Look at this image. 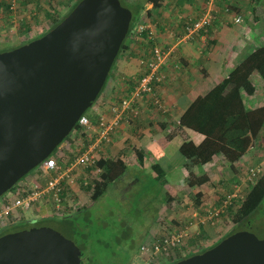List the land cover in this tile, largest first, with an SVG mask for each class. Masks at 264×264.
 <instances>
[{"label":"water","instance_id":"1","mask_svg":"<svg viewBox=\"0 0 264 264\" xmlns=\"http://www.w3.org/2000/svg\"><path fill=\"white\" fill-rule=\"evenodd\" d=\"M132 21L120 0H81L44 36L0 52V197L50 157L93 107ZM81 256L52 226L0 236V264H81ZM175 264H264V239L239 231Z\"/></svg>","mask_w":264,"mask_h":264},{"label":"crops","instance_id":"2","mask_svg":"<svg viewBox=\"0 0 264 264\" xmlns=\"http://www.w3.org/2000/svg\"><path fill=\"white\" fill-rule=\"evenodd\" d=\"M1 3L2 0L0 7ZM208 12L214 15L213 23L207 29L187 35L184 30L185 24L190 19L197 20ZM237 16L242 17V23L235 22ZM139 20L140 25L148 26L149 32L154 33L151 38L154 45L168 51L162 65L167 80L157 89L164 110L153 105L151 99H145L141 103L139 115L122 124L112 142L105 145L102 155L124 156L128 165V175L133 174L129 172L131 170L133 172L134 169L138 172L149 171V180L159 184L160 177L154 165L157 163L161 167L163 165L166 178L178 191L181 202L178 206L174 205L175 203L169 204L164 197V208L167 209L165 219L168 217L169 220L177 219L178 222H184L193 215L194 206L190 199L195 192L187 185L189 172L183 165L179 149L186 139L200 144L204 137L193 130L180 128L181 116L196 98L209 93L244 59L264 46V0H164L163 6L157 9L153 8V4H147ZM138 39L144 47L147 45V40L143 36ZM128 44L130 48L116 59L111 72L112 78L108 81L106 92H103L98 100L99 105L97 103L90 113L94 123L98 122L101 114L108 113L106 108L110 102L128 95L133 85L128 84L129 81H136L139 78L143 70L141 62L149 57L150 49L144 50L141 54L140 49L135 50L131 42ZM252 80L257 86V91L254 95L246 97L248 108L264 104V79L260 74L254 73ZM169 134L173 135L171 139L168 137ZM135 149L143 151V161H139ZM256 150V147L253 148L246 156L252 163L258 159L260 166L264 156H259ZM220 158L218 155L212 162L194 170L196 174H207L210 178V181L201 188L205 206H212L220 192L227 196L235 192L240 184L248 181L246 176L240 177L239 172L224 178ZM175 159H178L180 165L177 171L173 170L176 167ZM166 167H170V170H166ZM130 177L133 178L132 182L139 181L138 175ZM233 178L237 180L232 184ZM240 178L242 180H239ZM75 196L78 205L74 210L87 206L88 199L91 201L90 195L81 188L75 192ZM32 211V216H28V212L23 213V219L30 223L50 218L53 213L49 204H40ZM211 230H216L220 236L212 238ZM205 231L213 241L223 235V226L207 225ZM156 233H160V227ZM154 234L150 233L149 238L153 240Z\"/></svg>","mask_w":264,"mask_h":264},{"label":"trees","instance_id":"3","mask_svg":"<svg viewBox=\"0 0 264 264\" xmlns=\"http://www.w3.org/2000/svg\"><path fill=\"white\" fill-rule=\"evenodd\" d=\"M9 1L10 0H6V2L3 3V6L5 7V11H8V16L11 17L14 12H12L10 8ZM80 1L81 0H75L70 10L65 15L60 18H52L54 19L53 24L48 31L62 22ZM127 2L129 3V9L133 12V21L127 37V39H129L130 34L135 27V23L140 19L141 13L146 8L147 4H153V8L157 9L163 6L164 0H127ZM18 10L19 12L17 13H20V9ZM56 15L59 16L58 11L56 12ZM46 17H53V14L48 11ZM25 19L26 18L20 19L19 25L22 31L29 32L31 27H33V22L31 21V18ZM33 19L34 17L32 20ZM148 32L149 30H146L142 36L147 40L148 49H151L154 47V43L148 39ZM127 39L123 43L119 55L130 48ZM12 49L14 48L12 47ZM144 73V70H142V73L136 81H129L128 84H133L130 91L134 88ZM254 73L260 74L264 79V46L258 48L244 59L227 78L216 85L209 93L196 98L181 116L179 127L182 129L193 130L201 134L204 139L200 144H196L194 141L186 139L179 149L183 158V165L189 172L188 178L186 179L187 185L195 192L190 199L194 206L192 211L193 215H191L190 219L188 218L184 222H178L177 219L169 220L167 219L168 217L162 220L161 223H159L162 224L160 233L154 234V239L160 240L170 231L175 229L181 230L186 225H192L191 237L186 246L178 247L165 257H160V260L164 261L165 264H175L186 257L202 253L205 250L212 248L226 237L237 232L238 228L242 225L250 223L251 217L264 201L263 168V171L255 180L250 179V173H247L249 182L247 190L244 194L240 191L239 196L231 200V203L227 205L221 215L214 219L213 224L197 223V218L207 216L215 208H221L227 196L220 192L219 197L215 199V203L212 206H205L203 200L204 194L201 188L210 181V178L207 174H196L194 171L195 168L212 162L214 158L219 155L223 158L224 164L230 165L233 172L237 174L238 172L240 173L239 166L241 160L250 150L256 147V153L259 156H264V104L259 107L248 108L246 102V97L254 95L257 91V86L252 80V75ZM108 79L106 84L108 83ZM106 84L104 88L106 87ZM104 88L98 99L103 94ZM87 112L85 114H88ZM74 134L82 137L85 146L91 144L92 141L88 140L89 136L87 133L80 132L79 126L77 125L73 134L67 137L51 156L57 157L58 155L59 157L57 158L63 162L65 159L68 161V157L71 155H73L71 158L74 159L75 154L71 152L72 150H74L75 153L82 152L85 147L83 148L82 146H79L76 139L73 138ZM168 137L171 139L173 135L169 134ZM135 150L139 161H143V151L139 149ZM62 152L63 155L60 154ZM154 169L160 177L166 203H175L174 205L176 206L180 205L179 193L167 180L165 169L158 163L154 165ZM90 170L99 171L97 175L89 179L88 185L82 184L81 189L90 195L92 202H95L106 193L112 183H116L126 175L128 165L125 157L122 155L109 157L103 156L101 153L97 165ZM71 199H77L75 193L73 192L70 194L66 192L64 195L63 210L61 211V225L58 229L67 237L78 232V227L76 226V223H74V218H76V215L82 212V210L87 208V206H82L74 210L76 207L75 202H71ZM194 213L198 214L197 218L194 217ZM58 215L59 214H52L53 218L59 217ZM20 217L21 219L18 223L8 226L6 230L0 232V236L27 227L44 225L40 222L42 220L30 223L23 219V214H21ZM22 223H25V226L21 228L18 227V225ZM174 224H176V226ZM231 224L236 228L227 234L223 233L219 240L210 246L211 243L209 242L212 241L208 233L205 231V227L207 225L212 227L222 225L224 231V229L230 227ZM10 227L12 228L10 229Z\"/></svg>","mask_w":264,"mask_h":264},{"label":"rangeland","instance_id":"4","mask_svg":"<svg viewBox=\"0 0 264 264\" xmlns=\"http://www.w3.org/2000/svg\"><path fill=\"white\" fill-rule=\"evenodd\" d=\"M120 1L124 6H129L127 0ZM5 2L6 0H2V6ZM73 2H75V0H20V13H14L11 17L8 16V11H5V7L1 6L0 52L12 50V47H18L27 40L47 32L53 24L54 19L52 18H60L65 15L70 10ZM48 11L53 14V17H46ZM57 11L59 16L56 15ZM33 17L34 19L32 20ZM24 18H31L33 22V27H31L29 32L22 31L18 23L20 19ZM138 22H140V20L135 23L133 29L135 33L140 26ZM132 36L134 39L129 37L127 42H131L135 50L140 49L141 54L144 50H148V46L146 45L147 47H144L143 44H140L141 40L137 39L136 35ZM111 75L112 74H110L108 81L111 80ZM119 86L120 84L118 87ZM107 88L108 83L104 88V92H106ZM98 100L99 99H97L94 106L88 110V115L93 112ZM220 159L222 161L223 172L225 173L224 178L234 175L230 165L224 164L222 157ZM177 160L178 159L174 160L176 161V167H173L174 171L180 168ZM255 160L256 162L252 163L247 159V156L241 160L242 162L239 166L240 177H247V173L251 169H258L257 166L259 161H257L258 159ZM172 166L173 165H171V167ZM261 166L262 168H260L263 169L264 161L261 163ZM162 167L165 168L163 165ZM37 170L38 168L31 171L25 180L29 177V179L36 177ZM166 170H170V167H166ZM135 171L137 170L134 169L133 172L131 170L129 174L133 173L138 175L139 181L132 182L133 178L131 179L130 176L134 177L135 175H128L127 173L125 178H121L116 183H112L106 193L98 201L92 202L88 199L87 208L82 210V212L77 214L76 218H74V223H76L78 227V232L71 234L68 238L73 240L81 249L82 264H144L146 260V252L144 250L145 244L149 245L152 241V239L149 238V234H156L158 228H162V224L159 225V223L167 216V209L164 208L165 193L162 185L149 180V171H147V173L143 171H137L135 173ZM199 171L201 170L199 169ZM233 179L232 184L237 178ZM239 180H242V178ZM248 186L249 182L247 181L236 188L238 192L241 190V193L244 194ZM12 194H15V192ZM82 205H84V202ZM26 212H28V216L33 215V211ZM58 216L59 217L53 218L52 216L42 219L40 222L58 230L61 225L60 219L62 214L60 213ZM24 226L25 223L18 225L20 228ZM11 228L12 227H10V229ZM235 228L236 227L231 224L230 227L224 229L223 233L227 234ZM239 231H247L255 234L260 239H264V201L251 217L250 223L242 225L238 228L237 232ZM210 234L212 238H218L220 236V233L216 232V230H211ZM218 240L219 239L209 242L211 243L210 246L215 244Z\"/></svg>","mask_w":264,"mask_h":264},{"label":"built area","instance_id":"5","mask_svg":"<svg viewBox=\"0 0 264 264\" xmlns=\"http://www.w3.org/2000/svg\"><path fill=\"white\" fill-rule=\"evenodd\" d=\"M20 0H10V8L15 14L18 12ZM214 20V15L211 12L206 13L201 18L194 20L190 19L184 26L187 35H193L201 30L207 29ZM236 23H242V17L235 18ZM19 23V22H18ZM148 26L140 25L136 31L131 32L136 35L137 39L148 30ZM154 33L148 32V39L153 38ZM149 57L142 60L144 74L140 77L137 84L128 95L118 97L107 105V114H101L97 123H94L90 114H83L77 125L80 132H85L89 136L91 144L85 146L82 137L73 135L79 146L85 149L80 153L71 152L68 161L63 162L57 157H48L36 171V177L26 179L20 182L15 190V194L7 195L0 198V230L18 223L21 219V214L26 211L35 210L40 204H49L52 209V214H60L63 210L64 195L67 193H75L82 184L88 185L91 177L97 175L99 170H90L97 165V161L102 153L105 145L112 142L114 135L122 127L124 122H129L130 119L136 117L140 113L141 103L145 99H151V102L156 107L164 110V105L161 98L157 94L158 87L167 80V75L162 71V65L168 55V51L163 47L154 45L149 50ZM109 109V110H108ZM63 155V152L60 153ZM65 154V152H64ZM258 169H251L250 179L255 180L263 171L262 166H257ZM261 167V168H260ZM261 169V170H260ZM93 175V176H92ZM241 190H239L240 192ZM12 192V193H13ZM236 188L235 192L227 195L221 208H215L207 216L197 218L198 214L194 213L199 224H213L214 219L221 215L233 198L239 196ZM75 202V206L78 203ZM192 225H186L181 230H173L167 233L162 239H153L150 244H145L146 260L144 264H164L160 257L166 256L172 250L178 247L187 245L191 237Z\"/></svg>","mask_w":264,"mask_h":264},{"label":"flooded vegetation","instance_id":"6","mask_svg":"<svg viewBox=\"0 0 264 264\" xmlns=\"http://www.w3.org/2000/svg\"><path fill=\"white\" fill-rule=\"evenodd\" d=\"M51 30H52V29H51ZM48 32H49V31H47V32H45V33H42L41 35H38V36H36V37H34V38L30 39V40H27L26 42H24V43L21 44L20 46H22V45H24V44H26V43L32 42L33 40L39 39L40 37L44 36V35L47 34ZM127 37H128V36H127ZM126 39H127V38H126ZM127 40H128V39H127ZM124 42H125V41H124ZM124 42H123V43H124ZM122 45H123V44H122ZM20 46H18V47H20ZM15 48H17V47H15ZM15 48H14V49H15ZM121 48H122V47H121ZM119 53H120V52H119ZM118 56H119V55H118ZM117 58H118V57H117ZM115 62H116V61H115ZM114 64H115V63H114ZM113 66H114V65H113ZM112 70H113V67H112ZM112 70H111V72H112ZM111 72H110V73H111ZM109 75H110V74H109ZM106 85H107V84H106ZM95 103H96V102H95ZM93 106H94V105H93ZM91 108H92V107H91ZM76 126H77V125H76ZM75 128H76V127H75ZM74 130H75V129H74ZM74 130H73V131H74ZM73 131H72V132H73ZM71 134H72V133H71ZM71 134H70V135H71ZM70 135H69V136H70ZM69 136H68V137H69ZM58 147H59V146H58ZM58 147H57V148H58ZM55 151H56V150H55ZM55 151H54V152H55ZM54 152H53V153H54ZM42 163H43V162H42ZM42 163H41V164H42ZM41 164H40V165H41ZM40 165H39V166H40ZM39 166H38V167H39ZM38 167H37V168H38ZM37 168H36V169H37ZM28 175H29V174H28ZM28 175H26V176L23 177L21 180H19V181L15 184V186H14L13 188H11V189L8 190L7 192H5L0 198H2V197H4V196H7V195H12L13 189H15L16 186H17L20 182L24 181L25 178H26ZM29 178H30V177H29ZM35 222H36V221H35ZM35 222H33V223H35ZM44 225H45V224H44ZM40 226H41V225H40ZM47 226H50V225H47ZM6 228H7V227H6ZM6 228H4L3 230H0V232L6 230ZM1 236H2V235H1ZM81 257H82V256H81ZM81 264H82V261H81ZM164 264H165V263H164Z\"/></svg>","mask_w":264,"mask_h":264}]
</instances>
